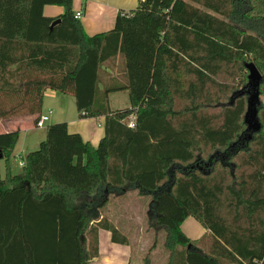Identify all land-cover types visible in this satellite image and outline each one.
<instances>
[{"label": "trees", "instance_id": "trees-1", "mask_svg": "<svg viewBox=\"0 0 264 264\" xmlns=\"http://www.w3.org/2000/svg\"><path fill=\"white\" fill-rule=\"evenodd\" d=\"M74 1L0 0V119L38 120L53 92L105 129L95 147L65 122L47 127L17 175L21 132L0 134V264H90L101 230L129 245L102 215L131 189L153 202L167 264H264V0H139L94 36ZM248 64L262 76L257 133L245 124ZM125 91L130 108L112 110ZM189 218L201 239L183 232Z\"/></svg>", "mask_w": 264, "mask_h": 264}, {"label": "crops", "instance_id": "crops-1", "mask_svg": "<svg viewBox=\"0 0 264 264\" xmlns=\"http://www.w3.org/2000/svg\"><path fill=\"white\" fill-rule=\"evenodd\" d=\"M138 6H139V0H75L74 1V11L75 13L78 12L82 13L83 17L80 19V21L82 22L84 30L88 36H94L97 34H102L111 31L115 27V23L119 13L136 10ZM63 13H64V8L62 7L48 6L44 9V14L47 17L56 18L62 15ZM49 93L54 95L56 94L53 92H48L46 93V95ZM48 110H49V114L51 112L50 115H52L54 111V107H51ZM55 112L57 114L56 117L52 119L54 120L53 124H56L57 122L67 123L70 133L80 134L86 142H90L95 147L99 144V142L105 135L104 118H101L99 120L81 119L77 111L76 116L75 117L74 115L71 116L70 118L72 119L68 121H55L61 119V116L63 114L62 109L60 108H58V111ZM49 114H46L44 109H42L41 115H49ZM37 117L38 115H32V116L16 117L8 120L0 119V125L3 128L0 130L4 131V133H0V134L11 133L18 130L21 132L20 141L14 151L13 158L15 159L18 157L21 158L25 154H26L25 156H27L29 153L32 152L31 150H33V148L35 149L39 147L40 144L43 142L41 138L37 139V137L35 136L29 138L30 135H33L32 134L33 132L39 130L38 128H36L35 125ZM12 159L10 161L11 172L13 175H17L21 173L22 170L16 168V164L14 162L15 160L12 161ZM1 163H0V168H1V175L3 177L2 174L3 168L1 166ZM5 171H6V165L4 162V174ZM102 216L105 217L104 213ZM182 230L186 234V236H188L191 240H199L206 234V230L192 218H189L185 221V223L182 225ZM134 245L135 243L133 244L131 239H129V245L114 244L111 241V234L107 231L101 230L99 232V257L94 261H92L90 264H133L134 251L135 249H137L134 248ZM151 260H152V264H155L154 260L152 259V256H151Z\"/></svg>", "mask_w": 264, "mask_h": 264}, {"label": "rangeland", "instance_id": "rangeland-1", "mask_svg": "<svg viewBox=\"0 0 264 264\" xmlns=\"http://www.w3.org/2000/svg\"><path fill=\"white\" fill-rule=\"evenodd\" d=\"M109 103L112 110L130 108L128 92L111 94ZM51 107H54V111L52 115H50V120L46 123V127L33 132V135H30L29 138L35 136L37 139L41 138L42 141L46 139V129L54 125V120L52 119L56 117L57 113L55 111H58V108L62 109L63 114L61 119L55 121H68L72 119L70 118L71 116L74 115L75 117L77 113L75 98L71 95H62L60 93H56L55 95L50 93L47 94L44 98L43 107L46 114H49L48 109ZM0 129H3L1 125ZM0 133H4V131ZM39 147L33 148L31 151H37ZM25 155L21 158L12 159V161L15 160L14 162L17 169L22 170L23 167L20 163L25 159ZM1 166L3 168L2 174L4 177V161H2ZM103 213L123 234L131 239L133 244L135 243L134 248L137 249L134 251L133 264H142L149 249L155 242H157V247L156 250L153 251V255H151L152 259L155 264H167L168 253L164 249L165 234L155 229H150V225L157 216L150 197L139 196L138 192L134 189H131L128 193L123 195H111L108 206ZM137 244L140 248L137 247Z\"/></svg>", "mask_w": 264, "mask_h": 264}, {"label": "water", "instance_id": "water-1", "mask_svg": "<svg viewBox=\"0 0 264 264\" xmlns=\"http://www.w3.org/2000/svg\"><path fill=\"white\" fill-rule=\"evenodd\" d=\"M60 23V20L55 21L51 27L53 29L57 24ZM247 70L249 72L248 76V86L250 90L247 92L248 94V108L245 115V124L247 125V131L252 133H257L261 130V124L258 119V109L261 106V94H260V86L262 81V76L256 66L254 64H248ZM243 95L242 92L239 94ZM235 95L232 97L230 104L232 105L235 100ZM252 139V134L249 135L248 140ZM3 156L0 152V160H2Z\"/></svg>", "mask_w": 264, "mask_h": 264}, {"label": "built area", "instance_id": "built-area-1", "mask_svg": "<svg viewBox=\"0 0 264 264\" xmlns=\"http://www.w3.org/2000/svg\"><path fill=\"white\" fill-rule=\"evenodd\" d=\"M76 19H81L83 17L81 12L76 13L75 15ZM51 114V112H50ZM50 114L49 115H41L38 120L36 121L35 125L38 129H44L46 127V123L50 120ZM131 127H134V124H130ZM25 164L24 160L21 161L20 165L23 167Z\"/></svg>", "mask_w": 264, "mask_h": 264}]
</instances>
